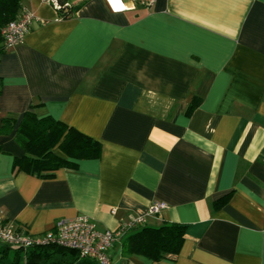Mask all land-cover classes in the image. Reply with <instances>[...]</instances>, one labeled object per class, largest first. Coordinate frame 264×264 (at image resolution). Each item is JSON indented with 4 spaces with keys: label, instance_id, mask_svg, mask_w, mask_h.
Wrapping results in <instances>:
<instances>
[{
    "label": "crops",
    "instance_id": "0c3cea01",
    "mask_svg": "<svg viewBox=\"0 0 264 264\" xmlns=\"http://www.w3.org/2000/svg\"><path fill=\"white\" fill-rule=\"evenodd\" d=\"M124 1L85 0L61 18L23 0L31 28L0 54V128L16 118L0 131V212L34 236L80 214L100 230L137 216L186 226L177 254L125 255L122 236L113 264H264V0ZM32 105L100 155L48 177L17 170ZM153 201L167 206L149 215Z\"/></svg>",
    "mask_w": 264,
    "mask_h": 264
},
{
    "label": "trees",
    "instance_id": "16d2710c",
    "mask_svg": "<svg viewBox=\"0 0 264 264\" xmlns=\"http://www.w3.org/2000/svg\"><path fill=\"white\" fill-rule=\"evenodd\" d=\"M56 10L61 18L71 17L85 0H57ZM24 8L23 0H0V54L7 49L3 45L2 28L17 18ZM2 81L0 78V92ZM200 102L194 97L186 109L189 114ZM33 106L23 113L15 139L24 153L14 159V167L41 177H48L60 167H75L76 159L97 158L101 143L93 137L68 126L51 116L39 117ZM16 118L6 116L0 131L13 127ZM233 191L213 202V209L224 205ZM186 226L177 222H164L158 226L137 224L127 229L121 241L125 255L141 254L156 261L177 254L185 238ZM0 264H98L94 259L79 256L76 249L56 242L38 243L26 249L0 242Z\"/></svg>",
    "mask_w": 264,
    "mask_h": 264
},
{
    "label": "built area",
    "instance_id": "2783aa9c",
    "mask_svg": "<svg viewBox=\"0 0 264 264\" xmlns=\"http://www.w3.org/2000/svg\"><path fill=\"white\" fill-rule=\"evenodd\" d=\"M53 7H58L57 0H45ZM112 11L127 8L124 0H106ZM145 6H152L155 0H136ZM32 14L23 8L21 14L10 20L1 30L3 45L9 49L23 40L31 28ZM167 205L162 201H153L147 214L158 213ZM146 222L145 216H137L121 222L115 230L97 228L95 222L86 215L80 214L74 218H60L54 227L41 235L34 236L22 231L18 226L4 218L0 212V242L23 249L34 244L56 242L60 245L76 249L79 256L94 259L98 264H113L110 250L122 238L127 229Z\"/></svg>",
    "mask_w": 264,
    "mask_h": 264
}]
</instances>
